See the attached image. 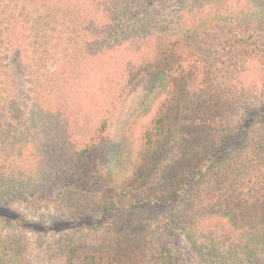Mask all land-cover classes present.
Listing matches in <instances>:
<instances>
[{
  "label": "trees",
  "instance_id": "1",
  "mask_svg": "<svg viewBox=\"0 0 264 264\" xmlns=\"http://www.w3.org/2000/svg\"><path fill=\"white\" fill-rule=\"evenodd\" d=\"M225 36L243 47V59L230 53L226 63L212 50ZM263 48L264 0H0V203L77 211L88 200L107 202L102 188L83 193L81 169L93 167L99 148L105 179L126 191L135 164L163 134L164 101L152 77L168 50L191 52L206 78L217 71L222 81L214 87L204 78L203 90H191L193 105L206 110L192 123V148L159 163L157 180L169 192L194 180L170 221L66 236L49 246L43 264H180L170 229L203 264H264V124L249 123L253 108L233 128L239 140L216 146L204 138L207 122L239 114L264 92ZM205 90L217 94L204 100ZM130 148L139 156L128 169ZM224 149L225 178L207 176L205 164L222 160ZM219 227L234 238L229 248L211 246L204 261L199 242ZM30 247L0 232V264H24Z\"/></svg>",
  "mask_w": 264,
  "mask_h": 264
},
{
  "label": "rangeland",
  "instance_id": "2",
  "mask_svg": "<svg viewBox=\"0 0 264 264\" xmlns=\"http://www.w3.org/2000/svg\"><path fill=\"white\" fill-rule=\"evenodd\" d=\"M232 42L230 37L225 36L212 49L226 63L232 62L230 57H227L230 53L243 59V55L241 54L243 47L233 45ZM262 52L264 53V50ZM17 58L16 55L15 59L17 60ZM193 60H195V57L187 50L170 49L165 53L160 67L156 70L155 76L152 77L154 94L157 100L164 101L160 104L158 112L163 122V134L157 140L155 148L143 154V162L135 164L134 167L135 169L138 167L139 173L132 182L123 185L126 191H129L128 194L126 191L120 192L121 190L117 185L108 183L105 179L100 166L98 167L99 148L94 153V162L91 164L93 167L89 168L86 166L81 169V172L85 173L84 178L82 177L85 181V191L83 193H88L89 189H93L96 192V190L99 191L102 188L106 193V197H108L107 202L95 204L92 200H88L85 204L80 205L77 211L68 207H59L51 204L31 203L24 205L0 203V232L3 235L24 239L31 244L29 256L24 264L45 263L49 246L54 241L66 236L75 237L98 230L126 231L138 224L143 226L149 225V223L158 225L170 221L178 201L182 200V195L186 193L190 194L194 190V180H190V183L182 191L175 183L176 188L169 192L170 189H166L168 184H160L157 180L160 177L159 172H157L160 167L159 163L160 161L173 159L171 157L175 158L179 156L182 148H187L183 152L186 154L192 148L194 138L191 135L194 128L192 123L200 119L199 110L203 113L206 110H204V106L202 108L200 106L198 109L193 105L191 90H194L195 87H201L203 90L205 87L202 83L204 78L205 83L213 81L210 84L214 87H217L220 82L222 83V81L219 82L218 80L217 71H212L206 78L204 71L200 69L203 65L199 66L196 63H192ZM16 66H14L18 70L16 83L20 85L22 83L21 69L18 65ZM177 68H180V71H185L182 77L180 75H178L179 77L173 76L174 73H177L174 71ZM191 68L195 70L193 71ZM224 68L226 66H223L221 70ZM21 87L22 84L19 88ZM149 87L151 88L152 86L150 85ZM261 89L263 91V88ZM207 91H203V95ZM262 91L258 93V98L249 105H246L244 110L241 109L239 114L232 117L224 114L221 121L213 122L212 125L210 122H207L205 127L208 133L204 138L208 140L211 138L215 141L214 144L216 146H219L225 140H229L230 143L233 140L235 142L237 138L239 140L240 136L234 135L233 128H239V125H242L240 118L244 117L245 112L252 111L253 108L256 109L255 114L250 118L249 123L255 129L264 124V92ZM216 94L208 93L205 95L206 97L204 96V100L209 99L208 97H215ZM213 128L218 129L220 134L219 136L214 135L212 138V133H215L212 132ZM225 152L226 150L224 149L222 155L225 154V157L222 160L220 159L218 162L214 161L212 163L209 161L210 163L205 164L207 176L214 173L217 178L219 174L225 178L227 174L226 162L230 159L229 154H226L228 152ZM138 156L137 150L130 148L127 157L128 161L126 162L128 169H130L133 159H137L136 157ZM181 156L182 158L184 157V155ZM179 176L181 177V175ZM222 187L226 188L227 184L222 185ZM190 197L187 201L189 205L195 203ZM205 201L209 202V199ZM168 227L170 229V226ZM168 231L172 233L170 239L180 264H203V261H200L196 257L193 247L189 245L186 237H182L177 231L171 229ZM210 236H213V238ZM229 236L234 238V235L229 233L228 230L219 227L215 232L208 234L205 239L203 238V241L199 242L198 246H205V251L202 252L204 261L207 259L206 255H208L211 246L216 244L220 247L229 248Z\"/></svg>",
  "mask_w": 264,
  "mask_h": 264
}]
</instances>
